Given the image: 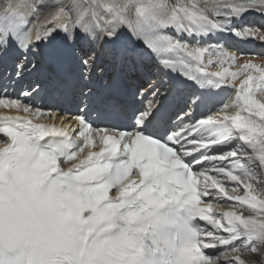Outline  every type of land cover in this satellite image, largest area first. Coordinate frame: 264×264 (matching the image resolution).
Wrapping results in <instances>:
<instances>
[{"label":"snow or ice","instance_id":"snow-or-ice-1","mask_svg":"<svg viewBox=\"0 0 264 264\" xmlns=\"http://www.w3.org/2000/svg\"><path fill=\"white\" fill-rule=\"evenodd\" d=\"M227 37L264 46V0H5L0 60L15 48L27 62L0 65V108L16 112L0 113V264H247L264 250V47ZM80 41L89 73L100 55L154 64L147 108L56 75L24 82L41 71L29 54L55 63Z\"/></svg>","mask_w":264,"mask_h":264},{"label":"bare ground","instance_id":"bare-ground-1","mask_svg":"<svg viewBox=\"0 0 264 264\" xmlns=\"http://www.w3.org/2000/svg\"><path fill=\"white\" fill-rule=\"evenodd\" d=\"M4 2H5V0H3V1L0 0V5H2ZM249 16H250V19H251V21H252L253 23L258 24V25L261 23V18L259 17V15H258L257 13H250ZM247 22H249V19H248ZM32 23H35V21L33 20ZM29 27H31V24L29 25ZM227 38H230V37H227ZM227 38H226V39H227ZM230 39H231V38H230ZM33 42L35 43L34 38H33ZM60 42H61V40L58 39V40L56 41V44H57V45H60ZM245 44H247L249 47H251V49L249 50V53H254V52L260 50V48H261L260 45H254V44L251 43V42H245ZM231 46L234 47V45H233L232 42H231ZM74 47H75V51L77 52V49H76V46H75V45H74ZM41 48H44V45H41ZM234 48H235V47H234ZM44 51H45V52H48L49 49L44 48ZM99 52H100V49L98 48V52H97V53H99ZM73 55H74V48L72 47V48H71V51H70V56H73ZM99 58L101 59V61H102L104 64H106L105 62H107V59L110 60V57H107V56H104V55H100ZM49 59H50V57H49ZM243 62H244V60L242 59V60L240 61V63L242 64ZM256 62L259 63V62H261V61L257 60ZM114 64H115V67L123 66V65H120V64H116V63H114ZM124 67L127 68L128 66L124 65ZM43 69H44V71H42V72H43L46 76H48L47 72L45 71V69H46V65L43 66ZM154 69H155V68H154ZM210 70H211V71H216L217 69H216V68H212V69H210ZM229 71H231V72H236V71H238V69H237L236 67H232L231 69H229ZM100 76H102V72H100ZM243 78H244V77L241 76V77H239V78L235 81V86H236V87H239V85H240V83H241V80H242ZM157 81H158V79H157ZM233 97H234V93H233ZM257 98H258V99H264V97H259V94L257 95ZM228 114H229V115H233V114H234V111H233V110H230ZM223 115H224V113H222V114L220 115L221 119L223 118Z\"/></svg>","mask_w":264,"mask_h":264},{"label":"rangeland","instance_id":"rangeland-1","mask_svg":"<svg viewBox=\"0 0 264 264\" xmlns=\"http://www.w3.org/2000/svg\"><path fill=\"white\" fill-rule=\"evenodd\" d=\"M1 1H3V0H1ZM81 42H82V41L78 42V45H81V44H82ZM153 71L155 72V69H153ZM262 252H263V254H264V250H263ZM263 258H264V256H263Z\"/></svg>","mask_w":264,"mask_h":264}]
</instances>
